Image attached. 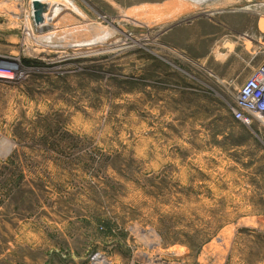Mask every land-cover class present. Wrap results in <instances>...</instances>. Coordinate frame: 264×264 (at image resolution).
I'll list each match as a JSON object with an SVG mask.
<instances>
[{
	"label": "rangeland",
	"instance_id": "rangeland-1",
	"mask_svg": "<svg viewBox=\"0 0 264 264\" xmlns=\"http://www.w3.org/2000/svg\"><path fill=\"white\" fill-rule=\"evenodd\" d=\"M69 1L0 0V264H264V0Z\"/></svg>",
	"mask_w": 264,
	"mask_h": 264
},
{
	"label": "bare ground",
	"instance_id": "bare-ground-1",
	"mask_svg": "<svg viewBox=\"0 0 264 264\" xmlns=\"http://www.w3.org/2000/svg\"><path fill=\"white\" fill-rule=\"evenodd\" d=\"M35 1H38V4L33 6L31 14L35 18V22H37L38 26L54 25V20H56V18L59 17V15L65 10L72 11L73 13H75L74 16H76V14L81 16V17L85 16L83 14V12L81 11V9L75 4V2H72V1L70 2L69 0H64V1L63 0L62 1L61 0H33V3ZM186 1L189 2L190 5L194 6V9H193L194 11H199V10H203L205 4L211 0H186ZM247 1L249 2L250 0H247ZM252 1H255V0H252ZM72 20H74V19H72ZM263 24H264V22H263ZM56 26H59V23H57ZM76 31L77 30H71V32H74V33ZM55 36L58 37V35H56L54 32V33H50L49 35H46L43 38L40 37L39 39L42 41H44V40L45 41H47V40L51 41V39H53ZM111 36L112 35H110V34L109 35L105 34L102 37H97L96 39L94 38V39H91V40H88L85 42H79L75 45L72 44L71 46H72L73 50H75L76 52L88 53L91 51V49H94L95 47H98L99 45H104L105 41H110ZM225 46H227L230 49V51H232V49H234L233 43H226ZM100 52H102V51H100ZM95 53H97V52H95ZM4 65L6 67L9 66L8 68L10 69V71L7 75H4L1 79L0 85H3V86L13 83V81H15L14 79L16 78L15 75L13 74V71L17 72L15 64H4Z\"/></svg>",
	"mask_w": 264,
	"mask_h": 264
},
{
	"label": "built area",
	"instance_id": "built-area-1",
	"mask_svg": "<svg viewBox=\"0 0 264 264\" xmlns=\"http://www.w3.org/2000/svg\"><path fill=\"white\" fill-rule=\"evenodd\" d=\"M3 63H0V84L2 77L10 71ZM231 113L234 119L248 126L264 125V65L241 86Z\"/></svg>",
	"mask_w": 264,
	"mask_h": 264
},
{
	"label": "water",
	"instance_id": "water-1",
	"mask_svg": "<svg viewBox=\"0 0 264 264\" xmlns=\"http://www.w3.org/2000/svg\"><path fill=\"white\" fill-rule=\"evenodd\" d=\"M36 4H38V1H35V2H34V5H36Z\"/></svg>",
	"mask_w": 264,
	"mask_h": 264
},
{
	"label": "trees",
	"instance_id": "trees-1",
	"mask_svg": "<svg viewBox=\"0 0 264 264\" xmlns=\"http://www.w3.org/2000/svg\"><path fill=\"white\" fill-rule=\"evenodd\" d=\"M236 120V119H235ZM238 121V120H237Z\"/></svg>",
	"mask_w": 264,
	"mask_h": 264
}]
</instances>
